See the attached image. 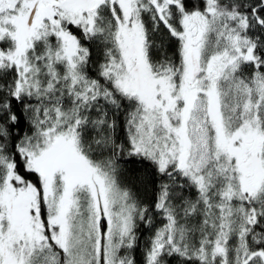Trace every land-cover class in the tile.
I'll list each match as a JSON object with an SVG mask.
<instances>
[{
  "label": "snow or ice",
  "instance_id": "6c2138e0",
  "mask_svg": "<svg viewBox=\"0 0 264 264\" xmlns=\"http://www.w3.org/2000/svg\"><path fill=\"white\" fill-rule=\"evenodd\" d=\"M0 264H264V0H0Z\"/></svg>",
  "mask_w": 264,
  "mask_h": 264
}]
</instances>
